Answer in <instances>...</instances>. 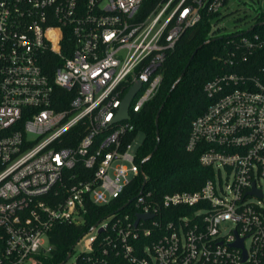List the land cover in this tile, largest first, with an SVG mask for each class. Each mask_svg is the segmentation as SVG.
Segmentation results:
<instances>
[{
  "label": "built area",
  "instance_id": "1",
  "mask_svg": "<svg viewBox=\"0 0 264 264\" xmlns=\"http://www.w3.org/2000/svg\"><path fill=\"white\" fill-rule=\"evenodd\" d=\"M144 1L0 0V264H68L79 244L70 264H264V20L229 38L227 72L204 86L186 145L210 172L202 186H142L87 223L145 179L133 117L183 33L231 0H168L141 18ZM60 225L85 230L54 259Z\"/></svg>",
  "mask_w": 264,
  "mask_h": 264
},
{
  "label": "trees",
  "instance_id": "2",
  "mask_svg": "<svg viewBox=\"0 0 264 264\" xmlns=\"http://www.w3.org/2000/svg\"><path fill=\"white\" fill-rule=\"evenodd\" d=\"M167 1L145 0L140 17L145 18ZM178 2L180 0H175L173 5ZM217 16L205 18L199 25L183 33L167 61L159 91L133 117L135 129L130 139L142 135L137 155L145 179H135L126 193L111 206L88 207L87 223L98 221L111 210L134 199L144 183V191H150L155 198H160L170 192L198 190L210 176L209 170L198 162L199 151L188 152L186 145L191 122L209 104L204 94L205 84L227 72L222 61L231 36L213 37L215 31H212L210 21ZM256 19L264 20V16ZM147 157L148 160L144 161ZM84 230L83 226H57L50 234V241L55 247L54 259L64 256Z\"/></svg>",
  "mask_w": 264,
  "mask_h": 264
},
{
  "label": "rangeland",
  "instance_id": "3",
  "mask_svg": "<svg viewBox=\"0 0 264 264\" xmlns=\"http://www.w3.org/2000/svg\"><path fill=\"white\" fill-rule=\"evenodd\" d=\"M264 16V0H231L224 7L218 16L211 19L212 31H215L213 37H230L247 32L254 24L257 17ZM142 135L139 134L135 145L140 144ZM82 251L79 244L72 252L68 264Z\"/></svg>",
  "mask_w": 264,
  "mask_h": 264
},
{
  "label": "water",
  "instance_id": "4",
  "mask_svg": "<svg viewBox=\"0 0 264 264\" xmlns=\"http://www.w3.org/2000/svg\"><path fill=\"white\" fill-rule=\"evenodd\" d=\"M140 89V83H137L135 86H133L130 91L126 94V96L124 97L123 101H122V104H121V107H120V110H119V114H118V117H117V120H126L128 119V110H129V106L131 104V101L133 100L134 96L136 95V93L138 92V90ZM158 116H159V112L156 116V122L158 120ZM151 156V155H150ZM149 156V157H150ZM147 157L144 161L148 160ZM143 161V162H144ZM142 162V163H143ZM142 165V164H141ZM145 184V183H144ZM143 184V186H144ZM260 196V195H259ZM149 218V216L147 215H141V216H137V220L135 222V225L137 224L138 220L139 219H147Z\"/></svg>",
  "mask_w": 264,
  "mask_h": 264
}]
</instances>
